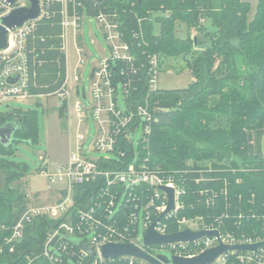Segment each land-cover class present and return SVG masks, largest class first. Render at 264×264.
Returning <instances> with one entry per match:
<instances>
[{
    "label": "trees",
    "instance_id": "trees-1",
    "mask_svg": "<svg viewBox=\"0 0 264 264\" xmlns=\"http://www.w3.org/2000/svg\"><path fill=\"white\" fill-rule=\"evenodd\" d=\"M82 1L88 15L116 9L127 30L136 31L139 19L143 40L136 52L146 50L163 57H180L190 68L194 80L189 86L158 88L155 93L153 100L162 106H171L177 100L181 103L176 110L154 113L157 120L149 147L151 162L166 173L188 171L181 180L186 193L181 198L184 207L178 211V217L200 216L209 223L214 215L226 212L221 232L262 235L264 0H257L251 19V6L246 0H97L96 6L91 4L95 0ZM201 19H206L207 24H202ZM155 23L159 24L157 33ZM181 23L186 26L183 37L176 35L177 24L179 27ZM191 28L197 29L207 42L192 38ZM77 38L81 46L82 39ZM26 52L30 92L55 95L66 77L58 4L51 5L48 15L36 22ZM242 66L244 72L240 71ZM127 76L136 82L133 72L128 71ZM65 106L62 102L61 114ZM7 121H17L18 128L10 142L0 143V168L7 182V191H0V264H91L93 259L88 256L80 261L64 253L61 259L53 261L42 254L46 235L55 224L46 218L36 219L32 232L17 242L13 251L9 250L4 238L27 207L24 194L15 195L17 190L8 184L24 176L26 165L15 162L11 156L18 143L32 145L37 141V123L32 111L0 112V125ZM197 156L209 158L211 168L199 170L186 164L188 157ZM36 170L46 171L47 166L40 164ZM200 190L217 192L213 204L205 203L206 194L201 195ZM68 251L78 252L75 245L69 246ZM106 262L128 264L118 259ZM228 264L245 263L231 255Z\"/></svg>",
    "mask_w": 264,
    "mask_h": 264
},
{
    "label": "built area",
    "instance_id": "built-area-1",
    "mask_svg": "<svg viewBox=\"0 0 264 264\" xmlns=\"http://www.w3.org/2000/svg\"><path fill=\"white\" fill-rule=\"evenodd\" d=\"M96 1L91 3L92 6L97 5ZM26 4L23 0H17L13 5L0 0V22L13 8ZM53 4L60 7L64 52L69 29H72L76 45L81 50L82 45H78L77 37H81L80 21L87 15L95 18L107 43L109 55L103 57L92 69L89 94L85 95L84 91L81 93L77 89V94L81 93L84 99H88V104L80 101L75 105L78 121L92 118L95 123L90 144L85 146L90 133L78 130L74 148L66 163L57 168L54 176L48 174L49 185L56 181L62 184L57 190L56 198L51 204L26 207L11 226L9 235L4 238L9 250L13 251L15 244L32 232L38 218L55 222L46 235L42 250V254L53 261H58L65 253L80 261L88 256L93 259L91 264H107L106 260L115 259L128 264H149L143 259L126 255L104 258L100 253L101 246L111 242L130 243L157 259L158 255H162L159 252L162 249L170 250L172 256L191 258L219 243L246 244L263 241L264 224L263 234L255 237L247 236L244 232H221L226 212L214 215L209 223L203 222L200 216L178 217V211L184 207L181 198L186 193L181 180L188 171L173 170L166 173L161 166L151 162L149 147L151 132L157 120L154 113L176 110L181 100L171 106H162L158 100H153L159 88L157 76L160 57L146 50L135 51V48H140L143 40L139 19L136 31L127 30L124 19L114 8L98 10L88 15L82 0H40L38 18L26 21L20 27L7 28L9 45L0 51V103L12 98L42 95L33 94L29 90L27 40L33 34L36 22L48 15V9ZM128 71L135 74L136 82L127 76ZM11 77H16V80L9 81ZM118 85L125 102L124 109L117 105ZM55 95L66 102L67 76ZM139 125L143 126V136L138 142L137 150H134L133 132ZM90 151L108 153L111 157L95 158L90 156ZM195 181L198 182L199 179ZM82 186L83 190L76 192L75 189ZM162 186L173 190V208L168 211V195ZM62 189L66 190L64 197L59 193ZM199 193L206 194L205 203L208 205L213 204L217 197L214 190H200ZM58 199H61L60 203H57ZM141 215L143 228L139 235ZM150 225L161 235L187 228L191 231L217 230L218 236L208 235L193 241L147 245L143 241V232ZM173 226L176 229L169 230ZM68 235H76L81 239L77 243L72 242L67 238ZM55 237V244L50 246ZM81 242H86L93 249V256L78 247ZM74 245L78 252L68 251V247ZM231 255H236L241 263L264 264V245H260L257 251H227L210 264H228V257Z\"/></svg>",
    "mask_w": 264,
    "mask_h": 264
},
{
    "label": "rangeland",
    "instance_id": "rangeland-1",
    "mask_svg": "<svg viewBox=\"0 0 264 264\" xmlns=\"http://www.w3.org/2000/svg\"><path fill=\"white\" fill-rule=\"evenodd\" d=\"M27 3V0H23ZM250 3L248 13L251 19L256 10L257 0H246ZM202 24H207L203 19ZM81 50L75 42L72 29L68 30V37L65 43L66 52V76L68 97L65 102L66 113H60L62 100L56 95H32L28 98H12L6 102L0 103V112L32 111L36 116L37 123V141L32 145L27 143H18L15 154L11 156L15 162L26 165V172L20 179L10 181V187L15 188L17 192L25 196L27 206L51 204L57 196V190L62 187L58 181L49 185L48 174L56 173L58 167L64 165L68 159L70 151L74 148L75 136L78 130L89 132V138L85 142L87 147L95 132V123L92 118L83 122L78 121L75 105L77 102L88 104V99L83 98L82 94H77V89H83L85 95L90 92V74L98 62L109 55L107 43L98 28L93 16L84 15L80 21ZM176 35L183 37L186 34V26L181 23L176 28ZM155 33L159 32V24H154ZM190 36L197 37L199 40L207 42L205 37L195 29H190ZM160 57V70L157 76V86L160 89H180L186 88L194 80L187 66L186 61L180 57ZM190 60L192 58H189ZM217 64V63H216ZM241 72L245 71L244 66ZM117 105L124 109L120 85H118ZM133 148L137 150L138 142L143 136V126L139 125L133 132ZM90 156L98 158L111 157L110 154L90 151ZM186 164L195 167V169L211 168L209 158L201 156L188 157ZM46 165L47 170L38 172V166ZM54 178V177H53ZM7 191V182L4 171L0 168V191ZM139 235L142 233L143 220L142 215L138 223ZM193 227V226H192ZM195 227V226H194ZM193 227V228H194ZM67 238L72 242H78L81 238L76 235H68ZM160 254L167 257L172 256V252L167 249L159 251ZM74 264V263H72Z\"/></svg>",
    "mask_w": 264,
    "mask_h": 264
},
{
    "label": "water",
    "instance_id": "water-1",
    "mask_svg": "<svg viewBox=\"0 0 264 264\" xmlns=\"http://www.w3.org/2000/svg\"><path fill=\"white\" fill-rule=\"evenodd\" d=\"M5 1L13 5L17 0ZM39 15L40 0H27V4L25 6L15 7L6 16H4L0 22V51L6 49L9 45V33L7 28L13 29L15 27H20L24 24V22L36 19L39 17ZM15 80L16 77H11L9 79L11 82H14ZM80 92L83 93V89H81ZM17 128V121H7L0 125V143L7 144L10 142L13 139ZM162 189L168 195L167 211L171 210L173 208V190L165 186H162ZM59 193L64 197L66 195V190L62 189L59 191ZM60 201L61 199H58L57 203H60ZM208 235L218 236V232L217 230L191 231L186 228L176 233L161 235L155 232L153 226L150 225L143 232V241L147 245L167 244L177 241H193ZM55 241L56 237L52 239L50 246H53ZM260 245H264V240L246 244L219 243L217 246L211 247L191 258L176 255L168 258L165 255H158L156 259L130 243L111 242L102 245L100 253L104 258H117L125 255L132 256L134 258L143 259L149 264H162L160 261L172 264H210L219 255L227 251H257ZM78 247L89 256L94 255L93 249L86 242L79 243Z\"/></svg>",
    "mask_w": 264,
    "mask_h": 264
},
{
    "label": "crops",
    "instance_id": "crops-1",
    "mask_svg": "<svg viewBox=\"0 0 264 264\" xmlns=\"http://www.w3.org/2000/svg\"><path fill=\"white\" fill-rule=\"evenodd\" d=\"M65 113H66V111H65ZM260 146H261L262 154L264 155V135H263L262 138H261Z\"/></svg>",
    "mask_w": 264,
    "mask_h": 264
}]
</instances>
